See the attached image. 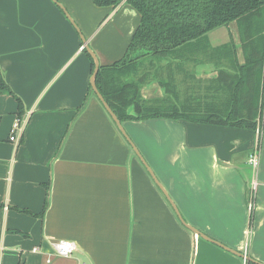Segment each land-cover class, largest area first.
<instances>
[{
    "label": "crops",
    "instance_id": "obj_1",
    "mask_svg": "<svg viewBox=\"0 0 264 264\" xmlns=\"http://www.w3.org/2000/svg\"><path fill=\"white\" fill-rule=\"evenodd\" d=\"M56 1L73 24L53 0H0V71L11 91L0 90V264H243L180 222L90 88L92 63L80 35L99 65L111 64L140 23L138 10L128 0L115 7ZM230 38L243 64L235 23L208 33L212 46ZM194 59L183 68H160L163 78L175 80L173 100L155 80L141 87L142 98L184 102L192 112L206 103L209 111L225 113L234 89L228 76L238 69ZM259 76H241L246 94L237 92L246 113L258 106L254 128L163 117L121 122L183 219L245 252L249 264H264ZM127 113L134 114L131 106ZM16 119L20 127L11 140ZM256 148L253 169L247 159ZM60 239L74 242L71 255L55 254Z\"/></svg>",
    "mask_w": 264,
    "mask_h": 264
},
{
    "label": "trees",
    "instance_id": "obj_2",
    "mask_svg": "<svg viewBox=\"0 0 264 264\" xmlns=\"http://www.w3.org/2000/svg\"><path fill=\"white\" fill-rule=\"evenodd\" d=\"M92 1L98 6L115 7L122 0ZM128 2L140 13V23L124 55L111 64L99 65L95 78L98 91L121 122L163 117L255 127L254 118L258 106L252 107L251 113H246L250 109L246 108L244 101L241 102L237 92H241V96L246 94L247 87L243 84L247 81L244 78H248L250 74L253 79L257 78L260 74L258 70L264 63V1L128 0ZM232 22L236 24L244 56L243 64L237 62L236 47L232 38L218 46H212L208 40L210 31L228 26ZM83 50L87 53L85 48ZM198 55L200 57L196 58ZM88 56L93 70V60L89 54ZM191 56L195 57V61H210L238 69V75L228 76L234 80V89L225 113L209 111L206 103L199 105V110L194 112L190 110L189 104L172 103L178 91L175 93L174 89H169V85L175 86V80L173 77L163 78L160 68L171 69L175 66L183 68L190 62ZM224 72L220 71V79L226 76ZM154 80L170 93L172 100L148 101L142 98L141 87ZM262 89L264 93V79ZM0 90L11 92L1 71ZM130 106L134 114L127 113ZM251 218L252 214L250 220Z\"/></svg>",
    "mask_w": 264,
    "mask_h": 264
},
{
    "label": "water",
    "instance_id": "obj_3",
    "mask_svg": "<svg viewBox=\"0 0 264 264\" xmlns=\"http://www.w3.org/2000/svg\"><path fill=\"white\" fill-rule=\"evenodd\" d=\"M53 1L56 2V4H58V6H60V8L63 10L64 14L67 16V18L73 24V21H72L70 15L68 14V12L66 11V9L61 4H59L56 0H53ZM80 38H81L82 43H83V48H85V50L87 51V53L91 56V58L93 60V70H92L91 76L89 78V84H90L91 90L94 92V94L96 95V97L98 98V100L100 101V103L102 104L103 108L106 110V112L108 113V115L111 117V119L115 123L116 127L118 128V130L120 131V133L122 134V136L124 137V139L127 141V143L131 147V149L134 152V154L136 155V157L139 159L140 163L144 166L145 170L148 172V174L150 175V177L154 181L155 185L158 187V189L160 190V192L163 194V196L169 202V204L171 205L172 209L174 210V212H175L176 216L178 217V219L180 220V222L187 229H189L192 233L197 234V235H199V236H201V237H203V238H205L207 240H210L212 242H215L219 246H222L225 249L229 250L230 252H232V253L240 256L241 258H243L247 262L253 261L245 252H240V251H237V250L228 248V247L224 246L223 244H221V243H219V242H217L215 240H212L210 237H208L207 235L203 234L197 228H195L194 226L188 224L183 219V217L181 216V214H180V212H179L176 204L174 203V201L170 197L169 193L167 192V190L165 189V187L161 184V182L158 180V178L154 174L152 168L148 165V163L146 162V160L144 159V157L140 153L139 149L136 147V145L134 144V142L131 140V138L129 137V135L126 133V131H125V129H124L121 121L118 119V117L116 116V114L112 111V109L110 108V106L108 105V103L105 101V99L103 98V96L98 91L97 86H96V82H95L96 74H97L98 69H99L98 59H97L94 51L87 44L86 39L84 38V36L80 35Z\"/></svg>",
    "mask_w": 264,
    "mask_h": 264
},
{
    "label": "built area",
    "instance_id": "obj_4",
    "mask_svg": "<svg viewBox=\"0 0 264 264\" xmlns=\"http://www.w3.org/2000/svg\"><path fill=\"white\" fill-rule=\"evenodd\" d=\"M81 48H83V45L81 46ZM19 127H20V122L18 119H16L13 122L12 127H11V133H12L10 136L11 140L15 139V133ZM259 131H260V127L258 126L257 133H259ZM247 161L253 169H255L258 166L259 153H258L257 148L254 149L249 154ZM255 186H256V182H255V180H253L249 186V189H248V199H247V208L250 212H252V210L254 208ZM53 245H54L55 254L59 255V256H69L75 250L74 242H72L70 240H66V239L57 240ZM36 250H37V248H34V251H36ZM48 261H49V259H48ZM243 264H247V261L244 259H243Z\"/></svg>",
    "mask_w": 264,
    "mask_h": 264
},
{
    "label": "rangeland",
    "instance_id": "obj_5",
    "mask_svg": "<svg viewBox=\"0 0 264 264\" xmlns=\"http://www.w3.org/2000/svg\"><path fill=\"white\" fill-rule=\"evenodd\" d=\"M239 50V49H237ZM259 73H261V77H262V83H263V79H264V63H262L260 69L258 70ZM260 77V76H259ZM259 77H257V79H259ZM139 143V142H138ZM141 146V144H139ZM137 147V146H136Z\"/></svg>",
    "mask_w": 264,
    "mask_h": 264
},
{
    "label": "flooded vegetation",
    "instance_id": "obj_6",
    "mask_svg": "<svg viewBox=\"0 0 264 264\" xmlns=\"http://www.w3.org/2000/svg\"><path fill=\"white\" fill-rule=\"evenodd\" d=\"M229 25H230V24H229ZM229 25H228V26H229ZM238 39H239V38H238ZM239 44H240V41H239ZM240 48H241V46H240ZM236 52H237V51H236Z\"/></svg>",
    "mask_w": 264,
    "mask_h": 264
}]
</instances>
